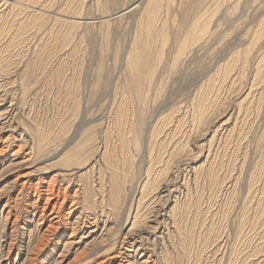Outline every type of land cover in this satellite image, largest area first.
I'll return each instance as SVG.
<instances>
[{"label":"rangeland","instance_id":"obj_1","mask_svg":"<svg viewBox=\"0 0 264 264\" xmlns=\"http://www.w3.org/2000/svg\"><path fill=\"white\" fill-rule=\"evenodd\" d=\"M18 1L0 3V170L32 165L0 171V264H88L131 227L133 264H264V0ZM33 166L64 199L43 252L31 186L14 232L2 212Z\"/></svg>","mask_w":264,"mask_h":264},{"label":"bare ground","instance_id":"obj_2","mask_svg":"<svg viewBox=\"0 0 264 264\" xmlns=\"http://www.w3.org/2000/svg\"><path fill=\"white\" fill-rule=\"evenodd\" d=\"M7 1H9V0H0V3L7 2ZM142 1L143 0H138L135 5L133 4L134 6L133 5L129 6L127 9H125L121 13H128V12L132 11V9H134L140 3L142 4ZM51 13H53V12H51ZM189 34H190V32H188V35ZM194 37L195 36L192 35V41H193ZM186 40L188 41V39H186ZM1 141H2V138H0V142ZM5 142L6 141H3L2 142L3 145L2 146L0 145V155L1 156H2V154H5V152H6L5 151V145H4ZM18 153H19L18 151L14 152L13 156L14 155H18ZM51 159H53V158H51ZM0 164L2 165L1 161H0ZM17 165H20V167L24 168L25 166L28 167L29 165H32V162L30 161V159H25L24 162L19 163V164H16L15 162H10L7 166L4 165L3 169H1L0 171L9 170L10 168H12L14 166H17ZM26 169H27L26 172H22L20 174V177L19 176H18V178L16 177V179L9 184V187H10V185H12L10 188H14L15 186L18 185V187H19L18 195L16 194L17 197H15V201L14 202L7 201L5 203V205L3 206L2 212H6V216H5L6 222L9 224L10 228L14 232V229H16V226H17L16 224L19 222V218L21 217V216L20 217L19 216H15L13 214L14 206H15L16 201L18 200L19 196L22 195V193H24L28 189L29 186H31V189L34 191V196H32V198L30 200L32 202H30V203L26 202L27 203L26 206L28 208V210L26 211V213H27L26 215L33 216V218L31 220L29 218V220L34 222L35 223V228H38L40 230V232H41V235H40V238H39V242L37 243L35 251L43 252V251L46 250V248H48V245H50V242H52V239L55 237L56 232L59 231V229L62 226L61 222H62V217H64V216L61 217V213H62L61 212V208L63 207L64 199H63V202L60 203L61 205H59L58 204L59 203L58 195H56V193H55L54 182L53 183H49V184H45L44 186L39 184V182H37L36 184H32L31 183V179L38 172V168L33 166V167L26 168ZM64 198L66 199V197H64ZM73 205H75V204H73ZM76 209L74 207H72L69 210L70 212L68 211L69 212V214L67 213V215L69 216L67 218L68 220H70V217L74 214ZM3 216H4V214H3ZM67 219H65L66 221L63 219V223H65V225L63 224V227H64L62 229L63 231L66 230L68 227H70L68 225H71L70 224L71 221L68 222ZM88 224H89V222H88ZM84 226H86V225L84 224ZM88 227H89V225H88ZM72 228H74V227H72ZM87 228H86L85 234L87 235V237H89V236L92 237L93 235H91V234L94 233L95 230L89 231ZM131 230H132V227H131L130 230H128V234H126V236H129L128 239L126 240V236L124 238L125 246H128V247H122L123 245L121 244L120 245L121 246L120 247V251H113V249L115 247L114 248H110V249L106 250L105 252H103L102 254L96 255L95 257H93V260L91 259L92 262H90L88 264H94V263L95 264H109L111 261H114L117 257H120L121 260L119 262H115L114 261L115 264H133L134 263L133 259H135L137 256L141 255L143 253V251H142V248L140 246H135V238H133V236L135 237V235L132 234ZM63 231H62V234L64 235ZM74 232L75 231L72 229V232H71L70 237H69V241H67L65 243V245H64L65 249H66L68 244L72 243L70 241V239L73 237V234H75ZM62 234H60V238L56 242L54 241L55 245L53 247H51V249L53 250L52 252L55 251L56 245H58V243H60V240L64 237ZM84 236H83V238H84ZM106 241H108V240H106ZM107 244H109V243H107ZM102 246L104 248V242H103ZM108 247H109V245H108ZM122 248L125 249L126 251L125 252L122 251ZM127 252H129V253H127ZM85 254H86L85 252L80 253L79 256H76V257H78V258H76V260H74L73 262L71 261L68 264H75ZM36 255H38V253L30 252V255L28 256V258L26 257L27 260L25 259V261H23L22 264H37V262H38L37 258L38 257H36ZM143 255L144 254H142L141 257H143ZM103 257L106 260H101L100 259V258H103ZM141 257H140V259H141ZM43 258H42V260H40V261H42L41 264H43V261H45V257H43ZM150 261H151L150 257H148V259H144L143 261H141L140 264H148Z\"/></svg>","mask_w":264,"mask_h":264}]
</instances>
